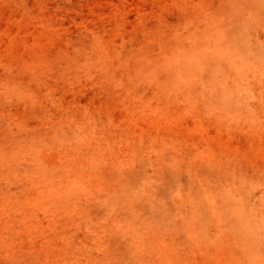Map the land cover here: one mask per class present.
I'll return each instance as SVG.
<instances>
[{
    "label": "rangeland",
    "instance_id": "obj_1",
    "mask_svg": "<svg viewBox=\"0 0 264 264\" xmlns=\"http://www.w3.org/2000/svg\"><path fill=\"white\" fill-rule=\"evenodd\" d=\"M0 264H264V0H0Z\"/></svg>",
    "mask_w": 264,
    "mask_h": 264
}]
</instances>
